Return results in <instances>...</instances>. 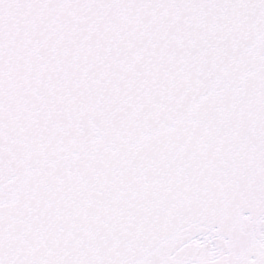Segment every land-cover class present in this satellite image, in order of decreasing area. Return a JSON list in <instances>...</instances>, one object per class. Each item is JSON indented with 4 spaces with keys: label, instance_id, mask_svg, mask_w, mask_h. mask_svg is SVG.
<instances>
[{
    "label": "snow or ice",
    "instance_id": "6c2138e0",
    "mask_svg": "<svg viewBox=\"0 0 264 264\" xmlns=\"http://www.w3.org/2000/svg\"><path fill=\"white\" fill-rule=\"evenodd\" d=\"M0 264H264V0H0Z\"/></svg>",
    "mask_w": 264,
    "mask_h": 264
}]
</instances>
